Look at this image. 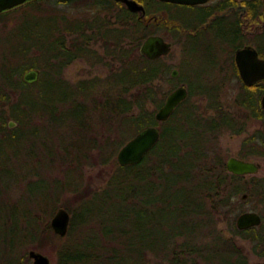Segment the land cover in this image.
I'll return each mask as SVG.
<instances>
[{
	"label": "trees",
	"instance_id": "16d2710c",
	"mask_svg": "<svg viewBox=\"0 0 264 264\" xmlns=\"http://www.w3.org/2000/svg\"><path fill=\"white\" fill-rule=\"evenodd\" d=\"M45 1L28 0L0 12L3 25L18 14L11 27H0V164L16 169L15 177L0 175V196L5 205L25 200L32 211L20 223L10 218L0 241V264H31L25 247L45 249L47 244L54 247L55 264H249L237 235L264 256V213L258 225L239 229L235 224L245 202L264 192V176H251L246 183L245 174L229 172L218 141L226 129L245 133L239 155H264V78L244 83L232 58L239 82L232 101L224 105L216 99L214 85L190 83L187 97L157 120L154 112L167 92L160 79L169 82L174 76L161 56L150 59L139 52L146 32L135 13L119 0H83L97 10L60 18L45 11ZM250 4L246 19L253 24L264 15V1ZM129 30L133 33L124 44ZM227 34L232 47L244 45V33ZM98 37L104 40V55L91 46ZM254 38L264 57V26ZM77 57L90 63L109 58L116 67L104 76L70 82L62 70ZM31 67L40 68L33 83L23 79ZM204 91L210 108L198 111L191 96ZM7 117L18 125L9 127ZM252 120L262 128L248 131ZM149 124L158 127V141L137 162L114 159L104 185L79 190L73 206L61 204L70 212V223L65 235L56 233L45 221L55 210L56 192L64 184L75 185L84 162H109L125 139ZM41 162L64 166L66 180L51 177L50 190L38 195L23 184L46 177L40 175ZM30 164L36 175L27 178ZM17 181L23 182L22 192L12 195ZM242 191H248L247 198Z\"/></svg>",
	"mask_w": 264,
	"mask_h": 264
},
{
	"label": "rangeland",
	"instance_id": "374dc122",
	"mask_svg": "<svg viewBox=\"0 0 264 264\" xmlns=\"http://www.w3.org/2000/svg\"><path fill=\"white\" fill-rule=\"evenodd\" d=\"M42 6L47 13H55V15L59 16L60 18L61 15H65L70 18L90 15L92 12H95L97 10V7L95 8V6L93 5L88 6L83 0H70L69 2L47 0L42 4ZM17 15V13H14L11 18H8L7 25H3L0 21V27H11L17 20ZM257 18H259L260 21H256L253 24H248L250 22H248L247 19L244 20V35L243 38H241L243 44L254 45V35L264 26V15L261 18L260 16H257ZM111 19H114L113 13L111 14ZM132 33L133 32L129 30L128 33H126L125 37H123L122 43L127 44L130 40L129 36ZM228 34L227 30L224 31V34L208 30L202 31L195 37H187L184 39V42L186 44V49L184 52H182L181 50L182 45L176 42V38H169V40H173L174 44L167 54L161 56V59L163 62L170 66V71L173 68H177L179 71V76L177 78L173 77V79L169 82L160 79L161 89L167 91L164 99L166 95L179 84H183L188 87L190 83H192L193 85L202 83L205 86H216V99L221 101V103H223L224 105H226L227 102L232 101L238 90L239 82L235 74L232 72L231 59L234 58V47H232L231 44H228V42L230 41L228 38H226V35ZM91 46L97 49L100 54H106L105 44L102 38L98 37L96 39H92ZM104 59L106 60V62L90 63L87 59H85V57H77L63 68L62 75L70 82H76L79 79L89 78L94 75L104 76L109 72L110 69L116 67L115 60H111V64L114 65L113 66L107 62L109 61V58ZM191 100L198 106V111H203L207 110V108H210L208 107L209 98L205 91L204 93L196 92L191 96ZM208 112L211 113L212 110L208 109ZM7 120L9 122H14L9 127H15L18 125V121L12 117H7ZM259 127L262 128L261 122L252 120L250 126L248 127V131H252L253 129ZM244 134L245 133H233L227 129L220 133L218 141L225 161L231 155L240 156L239 151ZM38 145L39 144L37 143V147H40V145ZM118 149L115 151L112 159L105 164H100L94 162L93 160H91L92 162H84L81 167V178L79 177L74 181L75 185L64 184L63 189L56 192V197L53 201L56 205L55 210L58 206H63L61 204H67L69 206L75 205L78 201L77 192L79 190H84L87 186H89V188H94L104 185L109 173L114 167L113 160H117L116 154ZM1 153L2 149L0 148V154ZM247 159H252L259 162L260 167L254 173L245 174L246 183L248 180H250L251 176H264V155L253 154L248 156ZM1 163L0 175L3 177L6 174V177H4L5 179H9L10 176L15 177L16 169L12 168L11 165H6L3 161H1ZM43 164H45V167L43 166L41 168L40 175H44L43 173H45L46 177L40 176L38 177L40 179H33L23 184V187L26 186V190L29 188L31 191H37L38 195H41L43 192L50 190V179H52L51 177H55L61 182H64L66 180L64 175V166L60 164H52L53 166H51L48 165V163L41 162V165ZM34 168L36 167L33 164H30L24 170L27 178L32 173L36 175L34 173ZM22 183L23 182L20 181H17V183L15 184L13 183V186L10 187V192L12 195H19L22 192ZM243 192L248 191H242L240 194H242ZM44 202L48 203L45 205V208L49 209V206L52 202L51 196H47L44 199ZM27 206L28 205L25 200L22 199L19 202L5 205L3 199L0 196V241H2L5 230H8L11 224L10 218L12 217V215L15 216V222L20 223L24 215H29L32 212L30 211L31 209ZM252 209L257 210L262 214L264 213V192L253 194V197L245 202L244 210ZM52 215L45 217V221L50 222V218ZM220 225L223 227L225 233H229L224 222H221ZM17 229L19 230V228ZM237 240L244 246L248 254L249 264H256L257 262L264 261V256H260L252 250V244L248 238L237 235ZM16 241H20L19 237ZM50 243L53 245L52 242ZM28 249L30 248L25 247V250H27V252ZM37 250H40L49 256L50 264L56 263V253L53 246L47 244V247L45 249ZM30 263L32 264L31 258Z\"/></svg>",
	"mask_w": 264,
	"mask_h": 264
},
{
	"label": "water",
	"instance_id": "95a60500",
	"mask_svg": "<svg viewBox=\"0 0 264 264\" xmlns=\"http://www.w3.org/2000/svg\"><path fill=\"white\" fill-rule=\"evenodd\" d=\"M28 0H0V12L20 5ZM133 11H141L144 14V7L136 0H120ZM181 2H197L203 0H174ZM171 50V42L166 40L160 34H148L143 38L139 45V51L147 58L156 59L159 56L167 54ZM234 60L238 73L244 83L250 84L264 78V57L258 52V49L252 44H244L235 48ZM178 69L173 68L171 75L176 76ZM40 76V68L31 67L23 73V79L29 83L36 82ZM188 95V88L179 84L173 88L165 97L163 103L155 110L154 116L157 120L167 118L175 107ZM260 103L264 108V92L260 97ZM10 125L14 122L10 121ZM160 131L154 124H149L125 140L119 147L116 159L120 164H128L139 161L144 154L152 148L158 141ZM225 166L229 172L235 174H247L256 172L259 162L243 158L236 155L229 156L225 161ZM248 195L243 192L241 197L244 199ZM70 212L65 206H58L50 218L52 229L59 235H65L69 223ZM262 222V215L257 210H242L236 218L235 224L239 229H245ZM28 255L32 259V264H50V258L44 252L35 248L28 249Z\"/></svg>",
	"mask_w": 264,
	"mask_h": 264
},
{
	"label": "flooded vegetation",
	"instance_id": "af4514ba",
	"mask_svg": "<svg viewBox=\"0 0 264 264\" xmlns=\"http://www.w3.org/2000/svg\"><path fill=\"white\" fill-rule=\"evenodd\" d=\"M136 1L143 5L144 14L140 15L141 11L138 10L131 11L143 23L145 36L160 34L171 42V47L174 42L169 38H176V42L182 45V52L186 49L184 39L195 37L202 31L211 30L224 34V31L227 30L232 36L242 35L244 33V20L248 17L247 14H251V0ZM122 3L126 6L124 2ZM235 48L237 47L235 46L234 50ZM178 76L179 72L174 77L177 78Z\"/></svg>",
	"mask_w": 264,
	"mask_h": 264
}]
</instances>
